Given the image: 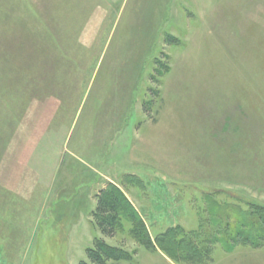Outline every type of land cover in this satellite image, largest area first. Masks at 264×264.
Instances as JSON below:
<instances>
[{"label":"rangeland","instance_id":"obj_1","mask_svg":"<svg viewBox=\"0 0 264 264\" xmlns=\"http://www.w3.org/2000/svg\"><path fill=\"white\" fill-rule=\"evenodd\" d=\"M109 185L142 219L114 238L92 223ZM250 203L264 0H0V264L91 263L96 239L131 256L107 264H264Z\"/></svg>","mask_w":264,"mask_h":264},{"label":"trees","instance_id":"obj_2","mask_svg":"<svg viewBox=\"0 0 264 264\" xmlns=\"http://www.w3.org/2000/svg\"><path fill=\"white\" fill-rule=\"evenodd\" d=\"M96 198L97 206L92 215V217L94 218L92 223L94 228L98 230L103 236L114 238L124 218L129 219L133 224L141 221L140 223L142 225V219L137 210L134 208L126 195L115 185H109L108 188L99 193ZM211 201L212 200L210 197V202ZM246 206H249V208H251L250 210L252 213L249 212L246 214V218L251 222V226L253 225L257 230H261V228H264V206L254 203H250ZM228 208L233 211L238 210L236 206H228ZM242 226L246 225L242 224ZM229 230L231 231V233L228 235V238H234V240H237L236 237H241V232H237L231 228ZM145 238H148V236L145 235ZM168 241H174V238L170 236V239L165 242L163 237L162 240L159 241V247L162 251H164L166 254H169V256L175 260L177 258L176 255L181 256V254H184L183 250L187 249L188 252H190V250L193 248V243L190 238L188 239V242L185 246L184 244H181L179 242L178 250L176 248L175 242L172 244ZM259 241L260 240L257 239L255 243L252 244L253 238L246 237L244 244L258 246L260 243ZM224 248L227 252L231 249L227 247V244H225ZM87 253L89 261L91 263L82 262L81 264H107L109 261L120 262L127 260L129 261L131 259V256L125 254L123 250L111 247L100 239H96L94 247L90 248ZM190 255L191 256H186L184 258L188 260H192V258L200 259L202 255H204V253L203 251H197L196 249H194L193 252L190 253ZM207 262L210 263L211 261L207 260Z\"/></svg>","mask_w":264,"mask_h":264}]
</instances>
